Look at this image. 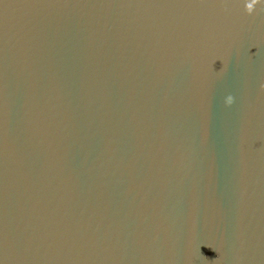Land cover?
<instances>
[{
    "label": "water",
    "instance_id": "obj_1",
    "mask_svg": "<svg viewBox=\"0 0 264 264\" xmlns=\"http://www.w3.org/2000/svg\"><path fill=\"white\" fill-rule=\"evenodd\" d=\"M0 264H264V0H0Z\"/></svg>",
    "mask_w": 264,
    "mask_h": 264
},
{
    "label": "clouds",
    "instance_id": "obj_2",
    "mask_svg": "<svg viewBox=\"0 0 264 264\" xmlns=\"http://www.w3.org/2000/svg\"><path fill=\"white\" fill-rule=\"evenodd\" d=\"M252 10V5H249V11H251Z\"/></svg>",
    "mask_w": 264,
    "mask_h": 264
}]
</instances>
